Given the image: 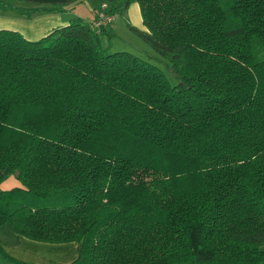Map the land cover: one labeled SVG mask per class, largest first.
I'll use <instances>...</instances> for the list:
<instances>
[{
    "label": "trees",
    "instance_id": "obj_1",
    "mask_svg": "<svg viewBox=\"0 0 264 264\" xmlns=\"http://www.w3.org/2000/svg\"><path fill=\"white\" fill-rule=\"evenodd\" d=\"M135 1L156 54L95 12L0 28V225L66 264H264V0H105Z\"/></svg>",
    "mask_w": 264,
    "mask_h": 264
},
{
    "label": "crops",
    "instance_id": "obj_2",
    "mask_svg": "<svg viewBox=\"0 0 264 264\" xmlns=\"http://www.w3.org/2000/svg\"><path fill=\"white\" fill-rule=\"evenodd\" d=\"M86 1L87 0H33L29 3L31 5L23 6L21 4L23 0H16V2L12 4L7 3V6H9L8 8L12 10V13H4L6 15L0 16V28L15 29L20 31L28 39H38L48 33L52 28L61 24H67L70 19L75 16H81L87 20H91L92 18H94L95 9L105 2V0H100L99 2H97L99 4L90 2L91 7H88V5H86L83 9L80 10L75 8L76 6H74V4H77L79 2L78 5L81 6L83 4H86ZM3 4L4 3L1 1L0 6H2ZM38 8L54 9L47 11ZM124 15H126V18L129 19V21L133 25L142 29H146L145 25L143 24L138 2H131L125 9ZM112 26L114 27V24ZM18 184L19 182H16L11 186ZM11 186L3 188H9ZM19 236V246L22 249L27 250L28 246L33 247V244H40L41 247H39V249L43 252H41L38 257L43 259H41L40 263L35 262L36 264H47V261L51 260V257L59 258L61 255L64 256L66 250L68 249V247L65 248L63 246L64 243L61 242H47L31 239L28 237H21V235ZM3 243L5 244L4 241ZM78 245L80 248V243H78ZM70 255L68 257H71ZM77 255L74 257L72 255L71 259L66 258L67 261L66 259H60V261H58L56 260V258H54L56 260L55 263H52L50 261L48 262L49 264H66L67 262L76 258Z\"/></svg>",
    "mask_w": 264,
    "mask_h": 264
},
{
    "label": "rangeland",
    "instance_id": "obj_3",
    "mask_svg": "<svg viewBox=\"0 0 264 264\" xmlns=\"http://www.w3.org/2000/svg\"><path fill=\"white\" fill-rule=\"evenodd\" d=\"M0 1L4 3L2 6H0V14H1L0 16L6 15L4 13H12V10L8 8L9 6H7V3L12 4L16 2V0H0ZM32 1L33 0H23L21 4L23 6H29L31 5L29 3ZM99 1L100 0H87L86 4L79 6L78 5L79 2H78L77 4H74V6H76L75 7L76 9L80 10V9H83L86 5H88V7H91L90 2L99 4L97 3ZM99 7H97L96 9H98ZM115 19L112 21V24H114V27L112 25H106V27H108L109 32L111 34L110 36H111V43L113 45V49L129 50L135 53L141 52L142 55H145V56L147 53L156 54L155 50L147 42H145L132 29L128 27L126 15L122 13H118L115 15ZM161 66L165 68L163 64H161ZM16 182H20V181L14 175H11L0 183V187L2 188L8 187ZM21 237H25V236H21ZM19 239H20V236L17 235L10 228L8 224L5 223V224L0 225V242L2 244L1 247L3 249V250H0V260L3 261L5 264H28V263L36 264L35 262L40 263L41 259H43V258L38 257V255L41 252H43L39 249V247H41L40 244H33L34 245L33 247L26 246L27 250H25L19 246ZM3 241L5 242V244L3 243ZM32 241H35V240H32ZM36 243H42V242H36ZM61 243H64L63 246L65 248L68 247V249L65 252V255L64 256L61 255L59 258L51 257L50 258L51 260H48V261L55 263L56 260L60 261V259L62 260L66 258L71 259L72 255L74 257L78 254L79 245L77 241H66V242H61ZM69 255L71 257H68ZM54 258H56V260ZM48 261H47V264H49Z\"/></svg>",
    "mask_w": 264,
    "mask_h": 264
},
{
    "label": "built area",
    "instance_id": "obj_4",
    "mask_svg": "<svg viewBox=\"0 0 264 264\" xmlns=\"http://www.w3.org/2000/svg\"><path fill=\"white\" fill-rule=\"evenodd\" d=\"M108 3L104 2L98 9H95V18L94 25L97 27L112 25V21L115 18V15L108 12Z\"/></svg>",
    "mask_w": 264,
    "mask_h": 264
}]
</instances>
